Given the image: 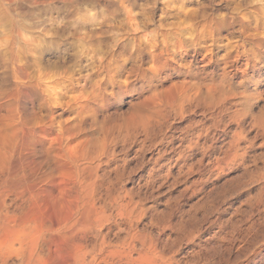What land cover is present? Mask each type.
<instances>
[{
	"label": "bare ground",
	"instance_id": "1",
	"mask_svg": "<svg viewBox=\"0 0 264 264\" xmlns=\"http://www.w3.org/2000/svg\"><path fill=\"white\" fill-rule=\"evenodd\" d=\"M263 72L264 0H0V264H159L166 134L226 170Z\"/></svg>",
	"mask_w": 264,
	"mask_h": 264
},
{
	"label": "rangeland",
	"instance_id": "2",
	"mask_svg": "<svg viewBox=\"0 0 264 264\" xmlns=\"http://www.w3.org/2000/svg\"><path fill=\"white\" fill-rule=\"evenodd\" d=\"M244 129L240 141L238 133L218 136V145L225 139L240 145L226 170L209 158L193 168L191 164L177 165L184 133L166 134L163 148L171 161L164 169V183L151 182L145 222L151 241L150 263H161L158 252L182 263L198 259L212 248L209 253L214 260L226 256L240 259L242 264H264V93L248 104ZM159 149L154 143L147 157L155 159Z\"/></svg>",
	"mask_w": 264,
	"mask_h": 264
}]
</instances>
